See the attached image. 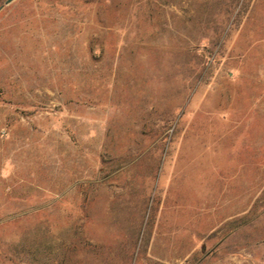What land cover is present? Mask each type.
<instances>
[{
  "label": "rangeland",
  "instance_id": "obj_1",
  "mask_svg": "<svg viewBox=\"0 0 264 264\" xmlns=\"http://www.w3.org/2000/svg\"><path fill=\"white\" fill-rule=\"evenodd\" d=\"M0 0V264H264V0Z\"/></svg>",
  "mask_w": 264,
  "mask_h": 264
},
{
  "label": "water",
  "instance_id": "obj_2",
  "mask_svg": "<svg viewBox=\"0 0 264 264\" xmlns=\"http://www.w3.org/2000/svg\"><path fill=\"white\" fill-rule=\"evenodd\" d=\"M11 1H12V0H7V1H6V4L10 3Z\"/></svg>",
  "mask_w": 264,
  "mask_h": 264
}]
</instances>
